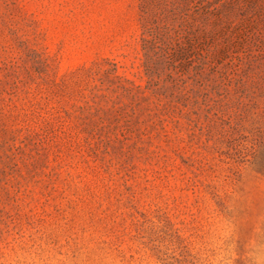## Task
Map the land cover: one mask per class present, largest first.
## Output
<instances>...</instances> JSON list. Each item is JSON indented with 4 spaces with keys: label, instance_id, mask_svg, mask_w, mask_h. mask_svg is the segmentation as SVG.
Listing matches in <instances>:
<instances>
[{
    "label": "rangeland",
    "instance_id": "obj_1",
    "mask_svg": "<svg viewBox=\"0 0 264 264\" xmlns=\"http://www.w3.org/2000/svg\"><path fill=\"white\" fill-rule=\"evenodd\" d=\"M0 264H264V0H0Z\"/></svg>",
    "mask_w": 264,
    "mask_h": 264
},
{
    "label": "trees",
    "instance_id": "obj_2",
    "mask_svg": "<svg viewBox=\"0 0 264 264\" xmlns=\"http://www.w3.org/2000/svg\"><path fill=\"white\" fill-rule=\"evenodd\" d=\"M205 21L199 22L196 24V31L191 33L192 37H185L183 40L179 39L177 37L176 33L169 31L165 35H160L159 40L162 42L163 45V50L165 52L171 51L173 61L176 63L177 61L179 62L180 60H184L190 57V53L193 51L199 52L201 50L202 44L206 41L207 36H206V30H205ZM149 31H144L142 34L141 41L147 42V34ZM175 35L174 37L170 38L168 37L170 34ZM171 40V41H168ZM195 45L197 49H195ZM188 46V48H187ZM146 57L149 63L150 58L148 52H146ZM179 66L181 67V64L179 63Z\"/></svg>",
    "mask_w": 264,
    "mask_h": 264
}]
</instances>
